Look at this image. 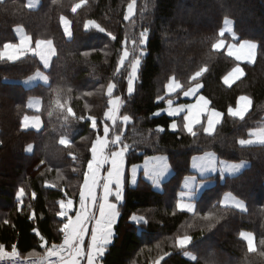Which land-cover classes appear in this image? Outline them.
<instances>
[{"label": "trees", "instance_id": "16d2710c", "mask_svg": "<svg viewBox=\"0 0 264 264\" xmlns=\"http://www.w3.org/2000/svg\"><path fill=\"white\" fill-rule=\"evenodd\" d=\"M130 2L85 0L73 12L80 0H41L35 9L28 7L27 0H0V51L6 43L17 41V26H23L34 42L50 39L56 46L46 72L48 82L32 87L21 80L43 68L36 55L0 59V245L12 251L15 244L18 254L31 257L46 256L54 243H62L59 229L67 218L57 215L59 201L74 199L78 208L92 143L103 136L107 125L109 139L120 135L130 148L124 200L103 264H264V244L260 243L264 240V144L238 143L264 127V0H136L135 14L125 20ZM61 16L71 21V37L64 31ZM226 18L234 23L236 41L252 40L259 45L256 60L243 63L245 75L230 86L224 76L240 62L212 47L221 39ZM88 20L106 31L86 30ZM145 29L143 45L140 33ZM125 47L132 57L146 51L131 94L130 62L116 71ZM201 68L206 69L197 78L203 85L201 92L223 113V120L211 135L198 125L193 137L183 129L171 130L172 118L158 111L166 106L169 81L174 77L182 84L176 94L181 97L196 82L191 77ZM109 83L116 85L112 97L123 101L120 117L131 118L127 123L106 120ZM241 95L252 99V108L243 119L228 114ZM31 96L42 99L39 112L28 107ZM69 107L75 116L67 112ZM26 115H39L42 128H23ZM89 116L96 118V129ZM159 127L164 130L158 131ZM62 137L70 143L61 144ZM29 144L32 151L26 150ZM207 151L249 165L235 176L221 179L216 175V183L197 199L195 214L180 211L176 203L183 180L194 174L191 159ZM159 154L168 157L173 169L163 189H155L144 177L131 186V166ZM21 188L24 195L17 198ZM226 192L243 199L247 211L224 206L221 198ZM208 213L211 218L204 219ZM133 215L147 222L136 223ZM243 231L255 235L254 251L240 237ZM184 235L192 241L181 249L175 241ZM186 251L196 259L187 257Z\"/></svg>", "mask_w": 264, "mask_h": 264}, {"label": "snow or ice", "instance_id": "6c2138e0", "mask_svg": "<svg viewBox=\"0 0 264 264\" xmlns=\"http://www.w3.org/2000/svg\"><path fill=\"white\" fill-rule=\"evenodd\" d=\"M85 3V0H80V3L76 4L72 11L75 12L77 8L81 7L82 4ZM135 4L136 0H131L127 7V14L124 16L125 20H129L131 16L135 14ZM61 22L63 24L64 31L67 35H71L70 32V22L63 16H61ZM230 21L225 19V25L227 26ZM85 29L87 30L89 27H94L100 32H105L106 30L101 27L98 23L93 20H88L85 25ZM19 31V29H17ZM225 30L222 29L219 35L224 36ZM147 29L140 33V43L143 44L146 40ZM113 39L111 33H107ZM233 38L235 39V35L233 34ZM31 38L28 36H24L19 45L13 44H5L4 50L0 51V59L7 58L9 61H15L20 58V54L23 51H26L29 47V42ZM135 43V41H133ZM224 41L219 40L217 43L213 44L212 47L214 49H219L223 47ZM257 44L251 40H244L240 42L238 45L233 44L229 48V55L235 56L237 60L247 59L249 61H253L255 58V53L257 49ZM35 50L36 54L39 55L40 59L43 61L45 67L48 66L49 58L54 54V50L52 47V41L37 39L35 41ZM129 50L125 47L122 54L120 55L118 61V67L116 69L117 72L120 71V68L124 66V63L129 58ZM141 55L143 52L141 51ZM141 60L140 57L137 56L133 60L130 61L131 71L128 75V93L131 94L133 91V81L135 79L136 73L140 66ZM206 71L205 68H201L199 71H196L194 75L191 77V80L197 81L194 86H189L187 91H184L183 94L185 96H190L195 94L200 88V84L197 80L198 77L202 75V73ZM243 75V70L237 66L235 67L227 76L224 77V82L226 84H230L236 79ZM34 79H41L47 82V76L37 72L34 76L29 77L25 83H29ZM115 84L109 83L107 86V93L109 96V110L105 112V117L116 123V114L118 109L122 103L121 98L119 96L112 97V93ZM182 88V85L179 81L175 80L173 77L172 80L167 85L168 93L176 92L177 89ZM251 101L246 96H241L237 101L236 108L229 107L228 114L233 117H238L243 119L245 113L248 110ZM168 104L171 107L172 101L168 100ZM209 101L205 99L203 96L199 97V100L196 104L193 105H180L178 108L172 109L169 111L170 116H176L180 112L185 111L187 109V115L183 117L184 123L183 128L190 135L195 137L197 135L194 130L197 125H200L203 129V132L211 135L216 125L222 119L223 113L212 109L208 111ZM31 106V105H30ZM67 112L75 116L72 108L69 107ZM202 118H206V126L202 123ZM80 120H83L84 117H79ZM131 118L128 115H124L122 117V121L127 123ZM88 120L91 122L92 129L97 128V121L95 117L89 116ZM33 127L40 126V118L39 116L28 117L24 116L22 121V127H29V122ZM170 127L175 130L177 128V124L175 121L170 125ZM158 131H163V128H158ZM109 132L110 129L107 125L103 128V136H97L96 140L92 143L91 146V159L87 161V169L83 173V184L81 185V189L79 192V209L75 212L74 216L67 215L68 210H71L73 207V201L71 199L67 200L65 203L64 200H60L59 204L61 206V211L57 213L60 217H67L66 222L62 224V227L59 229L60 232L63 233V241L60 245L53 244L50 248L47 249L45 259L41 260V264H47V257L56 256L58 257V261L56 264H81L82 260H86V264H98L99 258L102 257L105 253L106 247L111 243L113 237V224L116 222V218L119 215L117 204L110 201L111 196H115L116 201H120L123 198V184L125 180L124 176V163H125V155L129 151L130 145L123 143L120 135H115L112 140H109ZM250 136H255L256 140L252 139H240L238 143L241 146L250 145L254 142H258L264 144V129H259L255 131H251L249 133ZM60 143L63 145H68L70 141L64 137L60 139ZM113 145H122L118 148V150L108 152L109 144ZM33 146L31 144L27 145L26 150L31 151ZM107 153V154H106ZM221 164V172H228L229 174H234L238 172L241 168L244 167V162L226 164L223 161L219 162ZM217 164V160L215 159L214 153H206L204 156L194 157L193 158V168L199 169L201 172L207 169L215 170ZM105 165H108L105 168ZM145 175L149 176L153 179L154 184H158L159 179L167 172L168 164L167 158L163 156L153 157L151 158V164L149 162H145ZM138 166H132V175L133 180L132 183H135V174L137 172ZM106 175L102 174L105 173ZM192 181L195 180V177L191 178ZM113 185L115 186L113 188ZM190 185L186 181L185 188H189ZM98 190L102 191V195H98ZM17 198H20L24 195V189L21 188L17 192ZM35 194L33 193V196ZM191 192H181L179 199L176 203V208L180 211H187L195 214V205L190 202H185V197L190 196ZM231 194H228L230 197ZM227 197L224 201H221L222 204H227ZM234 202V206L238 208H243L244 205L241 201H236L235 198H232ZM212 213H208L204 216V219H210ZM131 219L135 222L144 221L145 218L143 216L133 215ZM93 224L91 230L89 231V224ZM7 223V221H5ZM90 235V239L85 245V237ZM240 237L247 242L249 251H254V240L255 237L252 233L241 232ZM43 240V237H41ZM192 237L190 235H184L176 238V246L185 249L191 243ZM261 244H264V240L260 241ZM85 248L87 251H85ZM192 260H195L196 257L190 253L185 252ZM17 253L16 245H12V251L6 252L5 246L0 245V259L5 258H14ZM29 255H39L38 253H29Z\"/></svg>", "mask_w": 264, "mask_h": 264}, {"label": "crops", "instance_id": "0c3cea01", "mask_svg": "<svg viewBox=\"0 0 264 264\" xmlns=\"http://www.w3.org/2000/svg\"><path fill=\"white\" fill-rule=\"evenodd\" d=\"M40 2H41V0H27V5H28V7L29 8H32V9H35V8H37L38 6H39V4H40ZM67 19V18H66ZM69 22H70V32H71V35H72V29H71V21L69 20V19H67ZM228 21H230V23L226 26L225 25V23H224V27L222 28V29H224L225 30V32H224V36L225 35H227V36H229V38H226V37H224V36H222L221 37V39L220 40H223L224 41V45H223V47H221V48H219L218 50H225L227 53H229V48H230V46L231 45H233V44H236V45H238L240 42H242V41H244V40H241V41H236L237 40V37H238V35L236 34V32H235V30H234V23H233V21L231 20V19H227ZM17 29H19V31L17 30ZM15 33H16V36H17V41L16 42H9V43H7V44H13V45H19L20 44V41H21V39L24 37V36H28V37H30L31 38V40H30V42H29V47H28V49L26 50V51H23V52H21V54H20V58H22V57H24L25 55H27V54H33V55H36L38 58H39V60L41 61V63H42V69H40V70H38V71H36L35 73H37V72H39V73H41V74H43L44 76H47V78H48V75H47V71L50 69V67H51V64H52V61H53V59H54V57L56 56V46H55V44H54V42L52 41V47H53V50H54V54L53 55H51L50 56V58H49V63H48V66L47 67H45V65H44V63H43V61L40 59V57H39V55H37L36 54V50H35V42H34V40H33V38H32V36L26 31V29L23 27V26H17L16 28H15ZM233 34L235 35V39L233 38ZM67 35V34H66ZM71 35H67L68 37H71ZM252 41V40H251ZM256 44H257V49H256V53H255V58H254V60L253 61H249V60H247V59H241V60H238L239 62H240V64H238V65H236L235 67H237V66H239L242 70H243V75H241L240 77H239V79L240 78H242L244 75H245V70H244V67H243V63H253L255 60H256V58H257V54H258V48H259V45H258V43L256 42V41H254ZM4 50V47H3V49H2V51ZM232 57H234L235 58V56H232ZM19 58V59H20ZM4 59H7V58H4ZM19 59H17V60H19ZM236 59V58H235ZM237 60V59H236ZM234 67V68H235ZM233 68V69H234ZM232 69V70H233ZM231 70V71H232ZM230 71V72H231ZM230 72H228L225 76H227ZM35 73L33 74V75H31V76H29V77H32V76H34L35 75ZM224 76V77H225ZM29 77H27V78H25V79H23V80H21L22 81V83L26 86V87H32V86H35L36 84H38V83H47L48 82V79H47V82H45V81H43V80H41V79H34V80H32L31 82H29V83H25V81H27L28 79H29ZM239 79H236V80H234L233 82H231L230 84H227V85H232V84H234L236 81H238ZM172 80V79H171ZM170 80V81H171ZM176 80V79H175ZM224 80V79H223ZM197 82V81H196ZM196 82H194V84L192 85V86H194L195 85V83ZM198 82H199V84L201 85L200 86V88L198 89V91L195 93V94H193V95H190V96H185L183 93H182V95H181V97L180 98H182V99H185L184 101H179V99H178V97H173V95H175L180 89H177L176 90V92H173V93H168V98L166 99V106L163 108V109H161V110H159V112L158 113H165V114H167L168 116H170L169 115V111L170 110H172V109H175V108H178L180 105H193V104H196L197 103V101L199 100V97L200 96H203L205 99H207L208 101H209V105H208V111H210V110H212V109H215L213 106H212V103H211V101H210V99L208 98V97H206L202 92H201V90H202V82H200L199 80H198ZM181 84V83H180ZM226 84V83H225ZM182 85V84H181ZM188 89H186L185 91H187ZM184 92V91H183ZM241 96H246V97H248L249 99H250V101H251V103H250V105H249V107H248V110H247V112L245 113V116L248 114V112L251 110V108H252V99H251V97L250 96H248V95H241ZM240 96V97H241ZM239 97V98H240ZM169 99H171V101H172V105H171V107L169 106V104H168V100ZM239 100V99H238ZM122 101V100H121ZM31 105V106H30ZM237 106V105H236ZM236 106H234V107H232V108H236ZM28 107L30 108V109H32L33 111H35V112H39L40 110H41V108H42V99L40 98V97H38V96H31L30 98H29V100H28ZM109 110V109H108ZM107 110V111H108ZM216 111H218V112H221V111H219L218 109H215ZM118 113H119V115H120V112H117V114H116V117H118ZM222 113V112H221ZM185 115H187V109H185V111H182V112H180L178 115H176V116H170L171 118H172V122L170 123V125L175 121V123L177 124V128L175 129V130H173L170 126V129L171 130H173V131H177V130H181V129H183L184 130V128H183V123H184V120H183V117L185 116ZM28 117H34V116H39V115H27ZM39 118H40V126L37 128V127H33L32 126V124H31V121L29 122V127H27V128H29V129H35V130H40L41 128H42V126H43V122H42V118L39 116ZM107 119V118H106ZM107 120H109V119H107ZM222 120H223V116H222V119L220 120V122L216 125V127H215V130H216V128H217V126L222 122ZM110 121V120H109ZM112 122V121H111ZM202 123H204L205 124V126H206V118H202ZM198 126V125H197ZM197 126L195 127V129L197 128ZM159 128H163V130H164V127H159ZM194 129V130H195ZM260 129H263V128H260ZM214 130V131H215ZM259 130V129H258ZM186 131V130H185ZM245 139H252L253 141H255L256 140V137L255 136H251V137H249V138H245ZM253 144H261V143H258V142H254V143H252V144H250V145H253ZM33 146V145H32ZM32 150H33V148H32ZM31 150V151H32ZM206 153H214L215 154V159L217 160V164H216V168H215V170H211V169H207V170H204L203 172H201L199 169H197V168H193V166H192V164H193V158L194 157H200V156H204ZM159 156H163V157H166L167 158V164H168V170H167V172L159 179V181H158V184H154V182H153V179L152 178H150L149 176H146L144 173H145V168H144V166H145V162L146 161H148L149 162V165L151 164V158H153V157H159ZM220 161H223V162H225L226 164H233V163H240V162H242V161H240V162H234V161H229V160H225V159H222V158H220L219 157V155L217 154V153H215V152H213V151H207V152H204V153H201V154H196V155H194L193 157H192V159H191V169H192V171H193V173L194 174H192V175H188V176H186L185 178H184V180H183V183H182V189H181V191L179 192V196H180V193L181 192H191V195L190 196H186L185 197V202H190V203H193L194 205H195V210H196V208H197V199L199 198V196L202 194V192L205 190V189H207V188H209V187H211V186H213L215 183L213 182V180H216V179H214V177L217 175V176H219L221 179H224L226 176H235V175H237V174H239L241 171H243L248 165H249V162L248 161H243L244 162V167L243 168H241L238 172H236V173H234V174H229L228 172H223V174H222V172H221V164L219 163ZM134 165H137L138 166V169H137V172H136V174H135V183H132V180H133V175H132V171H131V169H132V166H131V168H130V180H129V183H130V185L131 186H135L137 183H138V181H139V179H140V177H144L146 180H148L151 184H152V186L155 188V189H157V190H162L163 189V184H164V182L171 176V174H172V172H173V169H172V166L170 165V162H169V160H168V157L166 156V155H163V154H159V155H154V156H150V157H147V158H145L144 159V161H142L141 163H137V164H134ZM108 167V165H105V168H107ZM125 172H126V155H125V163H124V176H125ZM102 174H104V175H106V172L105 173H102ZM193 177H195V180L194 181H192L191 180V178H193ZM186 181L189 183V185H190V187L189 188H185V183H186ZM217 181V180H216ZM214 183V184H213ZM115 186L113 185V188H114ZM125 188H126V182H125V180H124V184H123V198H122V200H120V201H116L115 200V196H111L109 199H110V201L111 202H113V203H116L117 204V208H118V212H119V205H120V203H122L123 202V200H124V194H125ZM228 194H231V196L230 197H228ZM98 195H102V191L101 190H98ZM179 196H178V199H179ZM226 197L228 198L227 199V204H223L224 206H230V207H234V208H237V209H239L240 211H247V204H246V202L245 201H242L241 199H239L238 198V196H236V195H234L233 193H231V192H226V193H224L223 194V196H222V198H221V201H224L225 199H226ZM232 198H235V200L236 201H241L242 203H243V205H244V207L243 208H238V207H235L234 206V202H233V200H232ZM71 199V198H70ZM72 201H73V207H72V209L71 210H68V212H67V215H69V216H74L75 215V212L79 209V206H78V208H76V205H75V201H74V199H71ZM65 203H67V200L65 201ZM74 207H75V210H73L74 209ZM187 212V211H186ZM190 213V212H189ZM137 216H139V215H137ZM119 217H120V212H119V215L117 216V218H116V222L113 224V227H112V230H113V237H112V241H111V243L113 242V239H114V236H115V225L117 224V222H118V220H119ZM65 218H67V217H65ZM135 222V221H134ZM144 221H140V222H138V223H143ZM137 223V222H136ZM93 224H94V222L92 223V224H89V231L91 230V227L93 226ZM243 232H245V233H252V232H249V231H243ZM253 234V233H252ZM254 235V234H253ZM254 237H255V235H254ZM89 239H90V235L89 236H86L85 237V245H87V243H88V241H89ZM110 243V244H111ZM55 245H60L59 243H54ZM109 244V245H110ZM108 245V246H109ZM107 246V247H108ZM107 247H106V250H107ZM254 248H256V239L254 240ZM106 250H105V252H106ZM5 251L6 252H11V251H9V250H7V249H5ZM85 251H87V249L85 248ZM105 254V253H104ZM104 256V255H103ZM103 256L102 257H100L99 258V261H98V264H103V262H102V258H103ZM81 264H86V260H82L81 261Z\"/></svg>", "mask_w": 264, "mask_h": 264}, {"label": "built area", "instance_id": "2783aa9c", "mask_svg": "<svg viewBox=\"0 0 264 264\" xmlns=\"http://www.w3.org/2000/svg\"><path fill=\"white\" fill-rule=\"evenodd\" d=\"M46 256H31L25 257L20 254L14 258L0 259V264H41V260L45 259ZM58 261V257L51 256L47 257V264H55Z\"/></svg>", "mask_w": 264, "mask_h": 264}, {"label": "rangeland", "instance_id": "374dc122", "mask_svg": "<svg viewBox=\"0 0 264 264\" xmlns=\"http://www.w3.org/2000/svg\"><path fill=\"white\" fill-rule=\"evenodd\" d=\"M146 38H147V36H146ZM146 44V40H145V42L143 43V45H145ZM141 51L143 52V55H141ZM129 53H130V55H129V58H128V60H126L125 61V63L127 62V61H131V60H133L135 57H137V56H139L140 57V60H141V63H142V56H144L145 54H146V51L144 50V49H142V50H140V52H139V54H137V55H133L134 57H132V54H131V52L129 51ZM124 63V64H125ZM141 63H140V66H141ZM140 66H139V68H138V71H137V73H136V76H135V79H134V81H133V91L135 90V87H136V85H137V83H138V73H139V69H140ZM130 71H131V68H130V70H129V73H130ZM178 81V80H177ZM170 82V81H169ZM132 91V92H133ZM185 91V90H184ZM177 94V93H176ZM173 95V97H178V99L180 98L179 96H177V95ZM115 96H113V98H114ZM167 98H168V91H167ZM166 98V99H167ZM122 100V99H121ZM122 103H123V101H122ZM122 103H121V105H120V107H119V109H118V112H120V109H121V106H122ZM159 112V111H158ZM122 120V118L120 117V115H119V113H118V117H116V121H118V120ZM107 120V119H106ZM97 121V120H96ZM111 121V120H110ZM130 121V120H129ZM109 127V126H108ZM263 129H264V127H262ZM110 129V128H109ZM258 130V129H257ZM109 139V138H108ZM110 140V139H109ZM119 147H121L120 145L118 146V147H116V148H114L113 147V145L111 146V143L109 144V148H108V152H111V151H115V150H118V148ZM107 154V153H106ZM213 182L214 183H216V180H213ZM213 183V184H214ZM239 198V197H238ZM239 199H241V198H239ZM242 201H244L243 199H241ZM73 210H75V207H74V209ZM256 249V248H255ZM186 252H190V253H192L191 251H186ZM195 257H196V255L194 254V253H192ZM186 255V254H185ZM187 257H189L188 255H186ZM190 258V257H189ZM153 264H159V262H156V263H153Z\"/></svg>", "mask_w": 264, "mask_h": 264}]
</instances>
